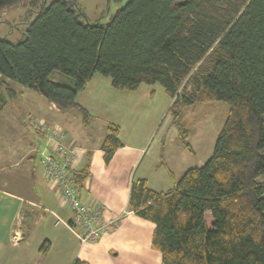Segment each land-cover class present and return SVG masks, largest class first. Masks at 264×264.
Returning <instances> with one entry per match:
<instances>
[{"label": "trees", "instance_id": "16d2710c", "mask_svg": "<svg viewBox=\"0 0 264 264\" xmlns=\"http://www.w3.org/2000/svg\"><path fill=\"white\" fill-rule=\"evenodd\" d=\"M46 2L28 1L19 40L0 38L1 79L77 110L84 124L90 116L75 98L94 74L117 90L158 84L182 138L186 107L225 102L205 164L167 193L132 183L129 205L154 223L163 264H264V0H128L106 23L89 21L73 0ZM53 72L72 85L52 81ZM1 79L0 113L4 92L14 96ZM117 130L110 125L102 143L105 161L120 146Z\"/></svg>", "mask_w": 264, "mask_h": 264}, {"label": "crops", "instance_id": "0c3cea01", "mask_svg": "<svg viewBox=\"0 0 264 264\" xmlns=\"http://www.w3.org/2000/svg\"><path fill=\"white\" fill-rule=\"evenodd\" d=\"M22 26L21 34L26 23ZM1 80L14 96L3 90L6 102L0 113V264H163L152 243L154 223L129 205L130 186L143 180L152 192L167 193L187 170L202 167L222 126L197 138L185 115L216 101L183 110L187 135L182 138L167 113L172 98L158 84L117 90L110 78L94 74L75 98L90 116L84 124L77 110L61 109L24 86ZM30 118L60 127L67 145L76 150L82 202L103 207L104 217L113 220L112 229L99 239L80 244L69 228L72 215L44 178L39 162L44 138ZM110 125L118 129L120 146L105 161L102 143ZM15 231L18 240H13ZM44 243L48 246L41 252Z\"/></svg>", "mask_w": 264, "mask_h": 264}, {"label": "built area", "instance_id": "2783aa9c", "mask_svg": "<svg viewBox=\"0 0 264 264\" xmlns=\"http://www.w3.org/2000/svg\"><path fill=\"white\" fill-rule=\"evenodd\" d=\"M29 123L44 138L39 162L47 184L56 190L60 201L72 215L69 228L80 244L99 239L112 229L113 220L104 217L103 207H91L82 202L75 179L76 150L67 145L65 133L60 127L47 125L37 118H30ZM19 238V232L15 231L13 240Z\"/></svg>", "mask_w": 264, "mask_h": 264}, {"label": "rangeland", "instance_id": "374dc122", "mask_svg": "<svg viewBox=\"0 0 264 264\" xmlns=\"http://www.w3.org/2000/svg\"><path fill=\"white\" fill-rule=\"evenodd\" d=\"M28 1L19 0L11 6L0 8V38H7L11 41H17L22 37V20H25L26 11L28 9ZM52 0H47V4ZM83 10L85 16L89 21L94 22L99 19L103 22H109L112 14L120 7H122L128 0H74ZM32 13V12H31ZM34 13L30 15L33 19ZM17 25V26H16ZM17 27V28H16ZM50 79L56 83L71 86V78L53 72ZM69 81V83H68ZM198 109L190 111L187 110L185 115V122L191 135L198 138V136L207 132L221 128L226 120L228 105L225 102H212L210 104H202ZM174 129V128H172ZM194 143V141H193ZM195 144V143H194ZM264 153V150L262 151Z\"/></svg>", "mask_w": 264, "mask_h": 264}]
</instances>
